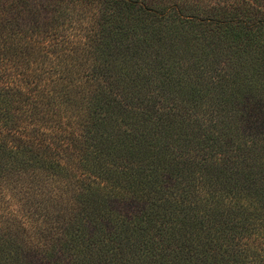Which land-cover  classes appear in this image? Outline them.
<instances>
[{"label":"trees","instance_id":"1","mask_svg":"<svg viewBox=\"0 0 264 264\" xmlns=\"http://www.w3.org/2000/svg\"><path fill=\"white\" fill-rule=\"evenodd\" d=\"M0 186V264H264V0H0Z\"/></svg>","mask_w":264,"mask_h":264},{"label":"rangeland","instance_id":"2","mask_svg":"<svg viewBox=\"0 0 264 264\" xmlns=\"http://www.w3.org/2000/svg\"><path fill=\"white\" fill-rule=\"evenodd\" d=\"M90 17H91L90 15L86 16L83 12H81V15L78 18L74 17L73 19L66 21V23L63 24V27H59L61 28L60 30H62L63 34L68 35L63 39H69L73 42L75 41L87 42L89 39L96 37L93 34H95V32L96 34L98 33V27L95 28L93 19L92 18L90 19ZM40 37H42L43 39L45 38L50 39L51 35L48 37L45 36L43 37V35H41ZM8 191L9 188L7 187H4V189L0 188V198L2 199V201H0V219H3L5 217H14L16 215L21 216V214L18 212L21 211L22 209L20 198L19 197L9 198L7 195V193L9 194ZM3 237L4 236L1 237L0 235V258L2 259L5 257L11 258L12 252L15 249H17V244L15 243L12 244L7 240V239H11L12 236L6 239H4Z\"/></svg>","mask_w":264,"mask_h":264}]
</instances>
